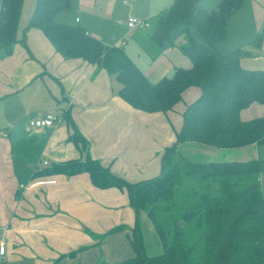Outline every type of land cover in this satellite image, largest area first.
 <instances>
[{
    "label": "crops",
    "instance_id": "1",
    "mask_svg": "<svg viewBox=\"0 0 264 264\" xmlns=\"http://www.w3.org/2000/svg\"><path fill=\"white\" fill-rule=\"evenodd\" d=\"M121 1L72 0L71 8L60 11L56 20L81 25L107 46H122L151 83L171 75L176 67L192 65L181 50L186 34L167 47L152 37L158 18L175 0H124L130 4L125 21L131 15L148 18L150 31L128 29L118 20ZM219 2L198 0L208 11ZM35 3L23 1L19 40ZM193 26L190 31L200 42ZM263 26L264 0H244L214 47L222 54L249 48L252 53L242 57L243 66L264 69V37L260 45L253 43ZM119 88L120 82L101 64L63 56L38 27L28 28L25 40L17 41L10 53L1 50L0 225L6 234L0 233V239L6 249L0 264H104L135 255L131 239L137 214L126 188L99 187L88 172L40 174L55 163L87 157L99 159L131 183L161 173L162 155L176 140L183 112L201 90L189 87L164 112L134 107L120 96ZM47 112L58 113L60 120L50 127L30 126L31 118ZM260 115H264L260 102L241 111L244 120ZM75 131L86 140L85 147L71 138ZM263 145L220 148L190 142L179 149L190 158L204 150L223 158L218 161L257 159L264 164ZM260 183L264 192L262 171Z\"/></svg>",
    "mask_w": 264,
    "mask_h": 264
},
{
    "label": "trees",
    "instance_id": "2",
    "mask_svg": "<svg viewBox=\"0 0 264 264\" xmlns=\"http://www.w3.org/2000/svg\"><path fill=\"white\" fill-rule=\"evenodd\" d=\"M23 1L0 0L3 52L10 53L17 41L25 40L28 28L38 27L63 56L101 64L120 82V96L136 108L167 112L189 87L201 90L183 112L182 127L162 155L159 175L131 183L92 157L55 163L40 172H88L99 187L127 189L137 214L131 239L135 255L104 264H264L263 162L199 161L179 149L190 142L220 148L264 143V115L247 120L241 117V111L251 103H264V69L243 66L242 57L252 53L249 48L222 54L214 47L226 35L228 18L244 0H220L212 11L200 6L198 0H175L167 14L158 18L152 37L167 47L186 34L181 50L192 65L176 67L157 83L149 81L122 46H107L81 25L58 22L56 15L69 10L72 0H36L19 40ZM190 25L197 26L207 43L195 39ZM263 37L264 26L253 43L260 45ZM71 138L86 146L76 131ZM144 210L162 244V251L155 255L146 252L140 224ZM174 210L179 213L172 220L169 213ZM179 220L184 222L182 226ZM186 225L196 232L191 242L186 239Z\"/></svg>",
    "mask_w": 264,
    "mask_h": 264
},
{
    "label": "rangeland",
    "instance_id": "3",
    "mask_svg": "<svg viewBox=\"0 0 264 264\" xmlns=\"http://www.w3.org/2000/svg\"><path fill=\"white\" fill-rule=\"evenodd\" d=\"M126 1H129L130 3H132L133 0H126ZM121 2H122V5H121V7L118 8V12H121L122 18H119L118 20L122 21L121 23L124 24L127 21V20L125 21V10L127 7L130 6V4L126 3L124 0H122ZM192 28H193V30H195V32H198L196 25H194ZM135 30H137V29H135ZM150 30H152V29H149L148 31H150ZM196 36L198 37V35H196ZM199 36H200L199 38L201 39L200 42L204 41L205 38L200 34H199ZM127 37L125 36L126 40L128 39ZM180 152L184 153L183 149H181ZM261 152L264 153V151H261ZM208 155L209 154L205 153V151L203 150V151H200L197 154H194L193 156H191V159H195V160H199V161H218V160L223 159V158H216V156L211 157ZM261 171L264 172V164L262 166ZM178 213H179V211L174 210L173 212L169 213V215L171 216V219H172L173 217H176L178 215ZM180 221L181 220L178 221V224ZM140 224H141V230L143 233V238L145 241L146 252L150 255H155V254L160 253L162 251V244L160 242L159 234L156 231V229L153 225V222L151 221L150 217L148 216V214L145 210L140 213ZM185 231H186V239L188 242H191V240H194L196 238V232L192 231L187 225L185 227Z\"/></svg>",
    "mask_w": 264,
    "mask_h": 264
},
{
    "label": "built area",
    "instance_id": "4",
    "mask_svg": "<svg viewBox=\"0 0 264 264\" xmlns=\"http://www.w3.org/2000/svg\"><path fill=\"white\" fill-rule=\"evenodd\" d=\"M126 24L129 29H146V28H149L151 25L148 18L138 17L134 15L129 16ZM122 42L125 43V41H122ZM0 53H1V49H0ZM59 120H60V116L58 113L47 112L38 117L31 118L29 121V124L32 128H44V127H50V126L55 125V123ZM44 163L48 164V161L45 160ZM5 231H6V227L0 225V233L4 235L6 234ZM3 242H4L3 239H0V256L1 257H5L6 246Z\"/></svg>",
    "mask_w": 264,
    "mask_h": 264
},
{
    "label": "water",
    "instance_id": "5",
    "mask_svg": "<svg viewBox=\"0 0 264 264\" xmlns=\"http://www.w3.org/2000/svg\"><path fill=\"white\" fill-rule=\"evenodd\" d=\"M183 224H184V222H183V221H180V222H179V225H180V226H182Z\"/></svg>",
    "mask_w": 264,
    "mask_h": 264
}]
</instances>
